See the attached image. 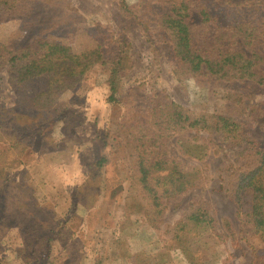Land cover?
I'll use <instances>...</instances> for the list:
<instances>
[{"label": "rangeland", "instance_id": "rangeland-1", "mask_svg": "<svg viewBox=\"0 0 264 264\" xmlns=\"http://www.w3.org/2000/svg\"><path fill=\"white\" fill-rule=\"evenodd\" d=\"M74 9L86 18L87 24L100 23L114 32H126L133 44L135 68L126 79L121 93L122 107L113 108L107 103L108 87L104 74V60L110 56L106 47L109 41L93 36L90 27H51L53 40L71 44L75 53H91L93 72L84 80L78 95L62 93L55 96L50 90L47 75L18 84L15 69L0 61V106L7 109L25 106L50 110L51 118L35 133L36 152L44 149L45 159L51 158L52 172L63 187L67 202L48 201L40 211H55L60 221L45 231L21 235L32 222L33 212L27 213L19 200H4L0 208L1 256L14 264H94L95 251L110 255V241L118 238L120 232L136 223L143 231L142 251L139 264H188L181 248H174L171 226L182 220L186 214L198 207L210 210L217 220L228 219L237 233V242L224 239L221 224L217 226L216 237L208 247L200 238L188 239L182 246L195 256L197 264H264V244L256 236L246 215L251 210V198L242 202V216L234 200L235 180L239 173H248L258 167V159L241 155L242 149L227 146L218 135L202 134L200 143L208 148V158L197 162L184 156L177 146L181 136L170 139L162 153L176 159L185 169L199 167L203 178L199 186L174 203L168 205L158 230L146 225L143 217L126 201L130 164L116 159L106 167L100 176L91 169L92 159L103 142L111 147L119 143L114 126L132 119V112L144 109L147 98L155 93H164L173 103L175 110L190 108L199 111L231 112L227 110L229 100L239 94L252 93L257 105V114L264 113V87L257 88L244 83L240 70L232 71V84L218 94L204 95L190 75L181 68H170L153 39L161 31L160 18L151 11L141 23L126 20L117 10L113 0H71ZM157 8L156 6H154ZM148 8L146 1L134 3L133 10L139 13ZM215 15L224 24H246L264 28V0H219L213 5ZM38 11V9H37ZM33 13H36L35 11ZM43 20L37 15L24 20L11 21L9 14L0 7V46L10 50L27 45L35 36L45 34L41 30ZM106 31V29L104 30ZM48 34V33H47ZM95 41L105 47L98 49ZM264 58V45L256 48ZM264 73V63L258 66ZM21 106V105H20ZM141 116V113H140ZM247 117H250L247 114ZM125 119V120H124ZM257 122L249 133L260 141L264 149V116L253 118L248 124ZM109 136V138H107ZM66 140V141H65ZM35 148V147H34ZM27 156V155H26ZM26 156L19 171L11 179L26 173ZM16 157L8 150L7 140L0 131V170L7 169ZM16 162V160H15ZM95 199V200H93ZM239 242V243H238Z\"/></svg>", "mask_w": 264, "mask_h": 264}, {"label": "trees", "instance_id": "trees-1", "mask_svg": "<svg viewBox=\"0 0 264 264\" xmlns=\"http://www.w3.org/2000/svg\"><path fill=\"white\" fill-rule=\"evenodd\" d=\"M113 1L119 13L130 23H141L148 10L152 13L159 11L155 14L160 18L161 31L153 39L154 47L159 48L170 68L187 71L204 95L225 90L232 84V71L236 69L241 71L244 83L264 87V73L258 69L264 58L256 51L259 45H264V28L240 23L224 24L213 9L219 0H145L148 8L139 10L140 14L133 7L141 0ZM0 7L9 14L11 21L35 15L43 20L41 30L45 34L33 37L29 44L17 50L0 46V61L15 69L18 84L47 75L55 96L62 93L78 95L82 83L94 70L91 53H75L71 44L53 40L50 29L67 28L70 37L68 28L81 31L79 28L85 25L94 31L96 40L103 36L109 41L106 47L110 49V56L103 65L108 87L107 103L113 108L123 106V85L135 68L133 44L126 32L116 33L100 23L90 26L74 9L71 0H0ZM95 45L98 49L105 47L101 41H95ZM253 96L252 93L237 95L227 103V110L231 112L220 113L190 108L175 110L164 93H155L147 98L144 109L140 106L137 112L131 113L134 115L130 117L132 119L114 126L118 145L111 147L107 141L103 142L92 159L91 169L98 173V177L116 159L127 160L130 169L126 201L129 205L134 204L133 208L148 227L158 230L168 205L197 188L203 178L201 168L185 169L162 150L170 139L181 136L177 142L181 153L194 161L204 162L209 151L198 136L218 135L227 146L242 149L241 155L258 159L257 168L238 174L233 193L239 218L243 200L251 198V210L246 217L264 244V149L249 133L257 122L248 124V118L251 121L252 117L259 118L264 113L257 114ZM33 105L28 107L19 103V109L13 110L0 106V131L7 140L8 150L16 155V162L12 160L9 168L0 170V208L4 200H19L24 203L27 213L33 212L32 222L22 231L23 236L48 230L58 221L61 223L56 210L60 208V201L65 203L68 200L52 172L51 158L49 161L45 159L44 149L35 151L34 132L51 119H46L52 115L51 111H40L35 102ZM25 156L26 173L21 172L19 177L11 179L13 172L22 167ZM48 201L55 203L56 210L40 211ZM219 224L225 231L224 239L236 243L237 233L232 222L226 218L217 220L209 209L201 206L169 227L174 248L183 250L188 264H197L195 256L182 246L183 242L200 238L208 247ZM136 225L138 223L124 229L118 238L110 241L111 256L95 251L97 261L94 264H139L143 231ZM222 236L216 234L217 238ZM1 254L0 243V264H14ZM24 264H28L27 261Z\"/></svg>", "mask_w": 264, "mask_h": 264}]
</instances>
